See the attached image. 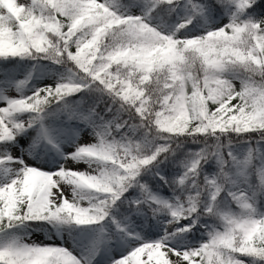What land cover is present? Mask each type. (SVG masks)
I'll list each match as a JSON object with an SVG mask.
<instances>
[{
  "label": "snow or ice",
  "instance_id": "1",
  "mask_svg": "<svg viewBox=\"0 0 264 264\" xmlns=\"http://www.w3.org/2000/svg\"><path fill=\"white\" fill-rule=\"evenodd\" d=\"M0 264H264V0H0Z\"/></svg>",
  "mask_w": 264,
  "mask_h": 264
},
{
  "label": "rangeland",
  "instance_id": "2",
  "mask_svg": "<svg viewBox=\"0 0 264 264\" xmlns=\"http://www.w3.org/2000/svg\"><path fill=\"white\" fill-rule=\"evenodd\" d=\"M237 87H239V83H238V82H237ZM79 167H80L81 169H83L85 166L81 164ZM33 238H34V239H37V237H33Z\"/></svg>",
  "mask_w": 264,
  "mask_h": 264
}]
</instances>
